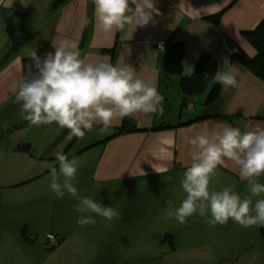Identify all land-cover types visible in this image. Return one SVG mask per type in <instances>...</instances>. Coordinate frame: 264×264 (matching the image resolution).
I'll use <instances>...</instances> for the list:
<instances>
[{
    "label": "crops",
    "instance_id": "1",
    "mask_svg": "<svg viewBox=\"0 0 264 264\" xmlns=\"http://www.w3.org/2000/svg\"><path fill=\"white\" fill-rule=\"evenodd\" d=\"M55 1L23 0L24 6L21 0H14L11 8L0 6V175L39 171L42 161L74 137L53 123L50 127L58 132L57 143L46 145L49 125H31L13 102V84L29 71L33 51L43 56L54 51L53 43L69 39L77 44L81 58L131 64L142 78L154 80L164 97L163 115L140 120L125 117L107 130L94 124L86 131L95 140L74 153L93 150L96 154L91 173L93 194L100 192L99 203L110 205L119 215L96 222L95 245L68 249L74 258L58 259L55 264H75V257L83 252V264H264L259 226L244 228L231 219L212 226L198 215L181 225L166 215V202L178 206L186 196L181 180L191 164L188 138L202 128L218 129L226 124L242 131L264 127V80L233 57L236 51L256 55L244 32L264 20V0H154L160 12L154 14L155 23L111 36L97 29L93 0H65L53 7ZM161 40L184 44L183 76L190 77L205 54L216 60L217 69H238L240 87L227 91L222 87L216 102L209 106L203 102L202 112L195 110V96L191 97L187 101L193 104V111L183 117L177 110L179 104L183 106L181 77L162 71L163 51L156 45ZM198 117L203 118L178 126ZM124 121L139 131L110 137ZM161 126L165 128L158 129ZM44 148L47 153L39 158ZM217 171L211 187L232 186L242 198L248 194L246 181L231 161L225 160ZM25 175L16 180L0 176V264H32L28 253L33 239L28 233L34 222L30 215L41 212V203L43 207L48 197L54 198L53 206L60 203L50 188L40 194L44 183H29L40 174ZM258 182L264 183V176ZM260 198L264 194L253 201ZM254 256H258L255 261Z\"/></svg>",
    "mask_w": 264,
    "mask_h": 264
},
{
    "label": "clouds",
    "instance_id": "2",
    "mask_svg": "<svg viewBox=\"0 0 264 264\" xmlns=\"http://www.w3.org/2000/svg\"><path fill=\"white\" fill-rule=\"evenodd\" d=\"M14 0H0V6L11 8ZM24 6L26 3L21 0ZM96 27L106 36L116 32L127 34L150 22L154 14L160 15L154 0H93ZM87 20L83 21L87 24ZM54 51L38 56L31 53L32 66L26 75L13 84L14 103L20 106L23 118L31 125L57 124L68 129L69 135L82 139L94 124L102 131L125 117L138 120L163 115L164 97L152 79H145L131 64L117 60L92 62L81 58L75 42L60 39L52 44ZM224 63H228L226 60ZM235 67L224 71L218 68L214 79L223 90L238 88L240 83ZM191 164L183 172L181 187L186 194L178 206L167 203L166 215L179 224L198 215L209 225H224L229 219L244 228L264 227V127L247 131L224 125L220 128H202L188 138ZM55 165H49L50 189L56 199L70 196L77 201L74 206L79 216L77 225H95L96 214L109 221L119 213L93 197L81 196L78 190L80 161L60 151L54 153ZM231 161L241 180L246 181L247 195L243 198L232 186L220 190L211 187L218 175V166ZM258 256L253 257V261Z\"/></svg>",
    "mask_w": 264,
    "mask_h": 264
},
{
    "label": "rangeland",
    "instance_id": "3",
    "mask_svg": "<svg viewBox=\"0 0 264 264\" xmlns=\"http://www.w3.org/2000/svg\"><path fill=\"white\" fill-rule=\"evenodd\" d=\"M157 49L161 50L157 47ZM162 51V50H161ZM209 88L202 93H199L193 99L195 104L196 111H203L202 104L209 92ZM174 98V97H173ZM172 98V99H173ZM172 103V102H171ZM173 104V103H172ZM194 108V106H193ZM173 110V109H172ZM177 110H181L182 116L185 117L190 116L191 114H187L186 108L183 106L177 107ZM192 113V112H191ZM46 131V130H45ZM47 131L50 134V139L46 140V145L51 144L53 141L57 139L58 132L54 131L49 125L47 127ZM61 132V131H60ZM91 140H95L93 136L86 133L82 139L73 137L63 149L58 151L62 152L63 154L67 155L69 159L73 157L77 158L80 161L79 169H78V190L81 196H88L93 197L97 202H100V198L102 197L101 194L94 195L92 188L94 187V183H92L91 173H92V165L95 160L96 154H94L93 150L83 151V153H74L78 150V148H82L85 144H89L92 142ZM45 148L41 151L39 158L45 157L44 155ZM43 166L38 168L35 171V174H40L41 176L35 180L34 182L29 183H44V187L40 188V194L46 193L47 189L50 188V170L49 165H55L58 168V164L55 162L54 153L49 156V159L42 161ZM35 170V169H34ZM33 172H21V171H5L2 173L8 180H16L17 178H21V176H26L25 174L32 176ZM2 174L0 176H2ZM6 180V179H5ZM138 195V194H137ZM47 196H50L49 194ZM70 196H65L63 199H58L60 203L50 204L54 201V198L51 197L45 201L42 207V203L40 206L41 212L38 214L41 216L39 217L37 212L34 211L31 216V222L33 224V231L28 233L30 238H32L33 247L30 250V254L32 257V264H55L58 259H69L72 260L74 258V253L69 252L68 249H73V247H81V249L85 250L88 249L90 246L95 245L97 234L96 225H86L83 228L77 225V219L79 214L74 211V206L77 201L74 199L71 201ZM27 212V211H26ZM94 214V213H93ZM92 214V215H93ZM95 219V217H93ZM102 218V222H104V218L98 216L96 220L100 221ZM33 220V221H32ZM96 224V223H95ZM49 235L54 237L55 244H51L49 240ZM85 252L79 254L75 257L74 263L75 264H83L84 261L83 256ZM4 260V258H3ZM82 260V262H81ZM159 263V262H158ZM188 263V262H185ZM129 264H138L135 262H130ZM143 264V263H142Z\"/></svg>",
    "mask_w": 264,
    "mask_h": 264
},
{
    "label": "trees",
    "instance_id": "4",
    "mask_svg": "<svg viewBox=\"0 0 264 264\" xmlns=\"http://www.w3.org/2000/svg\"><path fill=\"white\" fill-rule=\"evenodd\" d=\"M64 1L65 0L55 1L53 7L59 6ZM244 37L256 50V55L254 57H249L243 52L236 51L233 53V57L244 65L253 75L264 80V20L253 30L244 32ZM184 50L185 47L182 42L167 41L166 49L163 51L161 69L166 75H179L181 77L180 88L183 94V107L188 103L187 100L207 90L212 83V87L204 101V105L209 106L218 100L222 90V85L214 79L215 72L217 71V62L210 56L203 54L196 62L192 75L190 77L183 76L181 63ZM200 118L203 117L191 119L185 123H180L178 126L195 122ZM162 128L165 127H158V129ZM137 131H139V129L134 125L124 121L119 127L114 129L110 137ZM106 140H108V138L101 142H105ZM260 234L262 239H264V227H260Z\"/></svg>",
    "mask_w": 264,
    "mask_h": 264
},
{
    "label": "built area",
    "instance_id": "5",
    "mask_svg": "<svg viewBox=\"0 0 264 264\" xmlns=\"http://www.w3.org/2000/svg\"><path fill=\"white\" fill-rule=\"evenodd\" d=\"M156 45L162 51H164L166 49V41H162V40L161 41H158ZM185 108H186V111L188 113H191L193 111V104L192 103H187L186 106H185ZM48 238H49L51 244H55V240H54V237L53 236L49 235Z\"/></svg>",
    "mask_w": 264,
    "mask_h": 264
}]
</instances>
